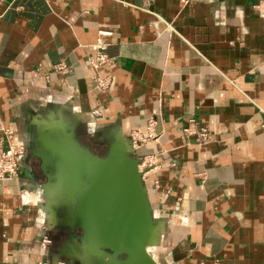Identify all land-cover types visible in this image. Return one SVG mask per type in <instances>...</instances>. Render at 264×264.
<instances>
[{
  "label": "crops",
  "instance_id": "1",
  "mask_svg": "<svg viewBox=\"0 0 264 264\" xmlns=\"http://www.w3.org/2000/svg\"><path fill=\"white\" fill-rule=\"evenodd\" d=\"M98 41L108 59L91 66ZM48 112L95 152L154 117L157 139L134 155H155L147 198L176 222L159 244L168 264H264V0H0V135L10 127L25 145L0 181V264L54 261L77 234L43 206L53 189L32 138Z\"/></svg>",
  "mask_w": 264,
  "mask_h": 264
},
{
  "label": "water",
  "instance_id": "2",
  "mask_svg": "<svg viewBox=\"0 0 264 264\" xmlns=\"http://www.w3.org/2000/svg\"><path fill=\"white\" fill-rule=\"evenodd\" d=\"M40 133L46 143L37 141ZM32 143L44 188L53 189L43 202L49 222L79 230L64 254L68 264H158L147 251L158 219L128 137L115 133L99 154L78 139L74 121L48 112L36 122Z\"/></svg>",
  "mask_w": 264,
  "mask_h": 264
},
{
  "label": "built area",
  "instance_id": "3",
  "mask_svg": "<svg viewBox=\"0 0 264 264\" xmlns=\"http://www.w3.org/2000/svg\"><path fill=\"white\" fill-rule=\"evenodd\" d=\"M104 32V31H99ZM97 50L95 55L87 57V61L91 66H97L101 63H104L108 57L105 53L101 51L103 43L99 41L94 45ZM52 68L57 71H62L67 68V64L63 60H59L52 65ZM91 79L94 82L95 86L99 89H107L111 82V76L109 74H99L92 73ZM189 123H194L192 118H188ZM264 127V122L262 124ZM2 133L0 135V181L14 176L17 173L18 163L21 157L25 153V145L23 140L17 135V133L10 127H3L1 129ZM181 131L185 135L192 133L190 126L184 125L181 128ZM207 136V129L204 126L196 127L194 132V141L196 143L203 142ZM158 137V132L156 130V119L152 116L146 119L144 129H131L128 133L130 148L132 153L138 146L144 143H148L156 140ZM138 158V167L141 169V177L144 171L142 167L147 168L154 167L155 164V155L151 153L142 154L141 156H136ZM143 179V178H142ZM50 238L48 235L43 234L40 239V245L43 249H46L49 246ZM39 264H68L64 258L56 257L54 261L41 260Z\"/></svg>",
  "mask_w": 264,
  "mask_h": 264
},
{
  "label": "rangeland",
  "instance_id": "4",
  "mask_svg": "<svg viewBox=\"0 0 264 264\" xmlns=\"http://www.w3.org/2000/svg\"><path fill=\"white\" fill-rule=\"evenodd\" d=\"M104 149L105 148H103V151L101 153L104 152ZM155 215L156 216H154V217L157 218L158 222H159L157 224V226H156V229L162 225L163 229H164V232H163V235L161 236V239L157 243L148 244V252L151 254V256L154 259H156L158 264H168V261H166V257H165L166 253H165L163 247L161 249H159V248H160V245H161L160 243H162L163 241H167L169 239L170 235L175 233V229H173V227H175V225L173 226V223L176 224V222L175 221H170L169 218H163L162 215H158V214H155ZM154 230H155V228H154ZM154 230H152V232ZM89 258H91V257H89Z\"/></svg>",
  "mask_w": 264,
  "mask_h": 264
},
{
  "label": "bare ground",
  "instance_id": "5",
  "mask_svg": "<svg viewBox=\"0 0 264 264\" xmlns=\"http://www.w3.org/2000/svg\"><path fill=\"white\" fill-rule=\"evenodd\" d=\"M42 140H45V143H46L47 138L44 139V136H43ZM40 143H41V142H40ZM52 193H53V192H51V194H52ZM160 222H161V221H160ZM158 223H159V222H157V224H158ZM157 224L155 225L154 228H156ZM154 228H153L152 230H154ZM152 230H151V232H150V234H149V238H148V240H147V251H148V244H151V243L155 244V243H157V242L160 240V237H161V234H162V230H163V228L160 226V227H158L157 229H155L153 232H152ZM88 256H89V257H92L91 255H88Z\"/></svg>",
  "mask_w": 264,
  "mask_h": 264
},
{
  "label": "flooded vegetation",
  "instance_id": "6",
  "mask_svg": "<svg viewBox=\"0 0 264 264\" xmlns=\"http://www.w3.org/2000/svg\"><path fill=\"white\" fill-rule=\"evenodd\" d=\"M102 151H103V149H102L101 151L97 152V153L101 154ZM75 232L78 233L79 230L76 229ZM69 235H70V236H69ZM66 237H68V238H66ZM63 238H66V239H72V238H75V233H74V232H71L70 234H68L67 232H65V235H64ZM66 239H65V240H66ZM50 242H51V239H50ZM57 257L66 259L65 255L62 254V253H59V254L57 255ZM71 262H72V264H78V261H77V260H72Z\"/></svg>",
  "mask_w": 264,
  "mask_h": 264
}]
</instances>
